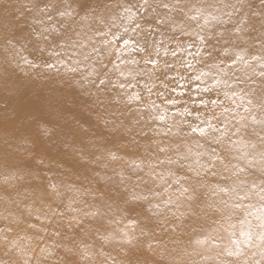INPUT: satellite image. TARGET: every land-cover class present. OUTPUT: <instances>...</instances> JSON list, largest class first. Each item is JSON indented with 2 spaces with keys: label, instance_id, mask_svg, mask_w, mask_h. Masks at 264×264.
I'll use <instances>...</instances> for the list:
<instances>
[{
  "label": "bare ground",
  "instance_id": "obj_1",
  "mask_svg": "<svg viewBox=\"0 0 264 264\" xmlns=\"http://www.w3.org/2000/svg\"><path fill=\"white\" fill-rule=\"evenodd\" d=\"M109 1L90 0L92 8L95 9L94 15H101L105 18V25H100L91 17L81 19L84 16L79 8L82 0H0V223L2 224V229H0V264H23L25 258L30 259L32 264H36L37 260L43 264L44 253L41 252V248L56 252V256L48 260V264H102L106 257L109 258V264H112L113 260L115 264H124L125 259H130L132 264L206 263V260L202 259L203 255L202 257L198 253L188 254L185 249H176L177 245L175 244L180 238L178 232H183L178 226L180 225L184 229L188 227L189 223L184 222L185 215L176 205L164 206L158 203H153L151 207L148 204L143 211L137 212L142 213L138 218L140 235L136 233L133 244L141 246L140 249H134L130 258H127L126 254L123 259L112 257L111 249L114 247L119 250V253H124L122 240L127 236V231L122 229L126 225L120 221L118 209L122 208V200L119 197L121 195L123 198L131 199L133 194H140L141 187H135L136 177L143 178L145 176L143 172H139L131 175V178L127 177L124 183L119 180V187L114 193L111 190L113 188L110 185H105V182L99 181L98 177L96 180H92L90 173H93L96 165L105 163L106 170L117 168L125 178L130 173L132 164L127 166L129 162L133 163L135 157V161L155 160L160 157V154L155 151L152 141L160 140L162 137L154 134L153 127L156 122L149 119L150 111L146 106L151 101L163 106L164 100L155 94L159 90H154V87L153 94L148 95L147 87H152V80H147L143 76H136L135 79L131 77L125 83H118L117 70L114 66L111 67V71L106 72V83L101 85L99 74L104 73L105 70L102 69L100 63L89 60L86 61V66L90 65L92 68L88 77L92 86L89 90L85 89V92L88 93L93 104L100 103L104 108L105 118L102 119V128L97 126L98 121L96 124L83 123L81 120H72L68 123L62 118L63 112L59 109L60 104L67 100L57 88L58 83L63 82L65 78L58 77V73L53 72L54 69L49 70L44 65L58 59L49 54L50 50L61 53L59 58L65 59L66 62L57 66H61L63 69L76 68L77 71H80L84 61L77 65L73 60L67 59L60 48L61 37L51 29L44 33L50 37L46 43L40 41L42 36L36 35L43 28H50V25H56L59 28L61 24L64 25L61 31L64 32L63 39L65 40L69 37L77 38L68 31L69 25L73 28L79 26V31H86L88 28L105 31L109 23V15L119 12L116 5L140 2V0H115L114 4H110ZM44 2L55 3L58 10L70 9L76 16L60 18L52 13L53 20L48 21L43 14L36 10L37 6ZM199 2L201 3L202 0H181V4L185 5V11H188L189 15L196 14L193 6ZM230 3H235V0H223L222 3H217V0L205 2V4L214 5L216 9ZM104 5L109 7H104ZM21 8L25 10L27 8L22 17L10 15L12 10ZM259 13L261 15L250 16L251 21L258 23L257 26L254 23H249L252 28L256 29L252 30V34H249L244 41H237L233 46L237 51L240 48L246 50L242 55L244 59L249 60L251 65L250 67L240 61L236 65L237 72L248 70L247 75H252V77H257L253 73V69L255 72H259L261 69L256 62L250 60L253 54L251 50L248 52L245 47L247 42H255L258 45L255 53L261 54L264 28L258 27L261 25L264 11ZM212 14L220 15L221 20L228 19L219 11H212ZM144 15L148 19L138 21L142 27L136 37L142 41L149 39L147 25L152 22V9L149 8ZM238 18L236 15L231 18V23L228 26H222L218 21L211 19L205 23L204 16L200 15L196 22L191 23L190 30L200 33L203 29L201 35L213 36V39L209 40V44L214 45L215 50L211 48L206 50H211L213 58H216L219 55L220 45L216 44L214 33L224 30L226 36L230 35L232 28L239 23ZM132 19L135 20L136 17ZM36 21H40V23ZM119 23L121 29L127 26L130 30L133 26L127 18L119 20ZM131 34L136 35L135 33ZM165 34L170 35L168 32ZM180 39L195 41V37H181ZM9 40H12L13 43L9 44ZM168 47L171 50L174 45L169 44ZM41 48L44 51H41ZM192 51L194 52L195 49ZM131 55H135L137 59L140 58L139 54ZM229 55L235 58L233 53L230 52ZM25 57L35 63L37 67L25 64L23 62ZM183 57L184 53H179L176 59H183ZM112 58L111 60H115V55ZM124 58H130V55L125 53ZM162 58L169 61L173 59L170 55L163 57V53ZM205 63H211V60H205ZM129 66L130 69L138 67L136 65ZM183 74L184 71L181 70V75ZM157 75L160 74L157 73ZM259 80L261 81L260 77ZM119 84H124L125 87L120 88ZM261 84L262 81L256 86V90L260 89ZM137 93L140 95L139 101L129 99ZM202 95H205V98H215L216 94L212 92ZM258 95L259 93H257ZM35 97L38 106L41 107L45 125L47 124L45 129L41 130L33 129L31 125L23 124L24 121H22L23 116L32 117L27 103ZM178 99L187 100L188 97H178ZM135 104L138 107L133 111ZM178 107H183V105H178ZM138 109H142V111ZM197 110L203 111V109L192 107L193 112ZM159 111L157 110V113ZM169 111H171L170 106ZM14 119L17 121L14 122ZM174 119L179 120L180 117L177 116ZM189 119L191 118L189 117ZM90 120L92 119L90 118ZM13 129L18 133H11L14 132ZM73 130H82L84 136L90 137V144L75 148L72 140L74 139L72 137ZM25 146L27 148L31 146L28 152H25ZM23 155L26 160L30 157L31 167L24 166ZM112 156H115L116 159H113ZM77 158H81L84 165L88 166L79 174V171H72L73 162ZM168 166L167 164L160 165L158 171L165 172V168ZM175 171L178 174L186 175V170L181 171L176 167ZM203 183L205 186L199 188L198 209L200 211L197 218H201V222L208 223L205 227L210 230L215 239L218 237L219 229L227 230L229 228L222 218L225 213L218 212L211 217L217 202L208 185L222 182L218 177L206 175L203 177ZM185 186L191 188L194 187V184L190 181ZM150 187L153 185L150 184ZM85 190H89L91 194H98L102 201L101 204L92 203L93 208L90 206L88 211L84 208V212H80L77 202ZM176 194L171 193L174 196ZM181 207L183 208L182 205ZM97 211L113 214L117 226L120 227L119 235L112 231L103 234L100 238L97 236L94 243L86 239L90 227L88 216ZM37 216L41 218L37 219ZM193 217L195 218V215ZM236 219L237 217H234L231 222L236 223ZM29 225H35V227ZM160 227L161 229L171 227L173 234L164 233L163 236L160 233ZM57 232L59 235H55ZM68 234L75 241L70 246L61 243L64 235ZM24 247L28 249V257H23L18 250ZM90 247L93 249L90 250ZM243 249L249 255L256 251L255 248L244 247ZM86 250L87 256L84 255ZM101 252L103 255H100ZM221 259L234 258L224 256ZM253 259H260V257L257 255Z\"/></svg>",
  "mask_w": 264,
  "mask_h": 264
},
{
  "label": "snow or ice",
  "instance_id": "obj_2",
  "mask_svg": "<svg viewBox=\"0 0 264 264\" xmlns=\"http://www.w3.org/2000/svg\"><path fill=\"white\" fill-rule=\"evenodd\" d=\"M222 2L223 0H217V3ZM236 2L240 7L236 4H224L222 8L216 9L214 5H208V8L213 11H219L228 17L227 20H221L220 15H213L212 11L202 8H197L196 14L189 15L188 11H185V5L181 4V0H155V6H153V0H140L138 4L116 5L119 12L109 15V23L105 31L88 28L86 31L74 32L76 39L69 37L65 40L64 32L61 31L64 25L61 24L59 28L56 25L43 28L36 35L48 40L49 37L44 33L51 29L61 37L60 48L63 50V55L77 65L83 61L93 60L100 63L102 68H106L107 65L103 61L115 55L112 64L120 76H132L133 79L136 76H143L147 80H155L159 83L161 90L155 94L163 98V106L151 101L146 108L150 111L149 119L156 122L153 127L154 134L162 137L160 140L152 141L160 157L135 163L133 169L134 172H143L147 177L142 181V178L137 176L135 187H139L141 182L145 185L152 184L153 187L143 189L140 194H133L130 197L131 200L149 201L150 196H160L161 193L156 191L155 187L163 185L165 193L178 194L176 200H173L170 195L169 199L164 201L166 205L181 199L191 201L195 198L196 189L205 186L204 176L211 175L218 177L220 181H227L226 184L214 183L208 187L212 190V195L222 194L226 197L219 199V206L214 207L217 211L225 213L222 218L229 229L235 230L237 224L239 225V236L237 237L236 231H232L230 244L224 250L216 251L212 257L202 259L214 260L215 264H264V42H261V54L250 57V60L256 62L261 69L259 72L253 69V73L262 81L257 96L255 88L246 90L241 87V85L255 83L252 75H246L243 79L236 75L238 62L242 61L251 67L249 60L244 59L242 55L246 50L240 48L237 51L233 47L237 41L245 40L243 33L248 31V28L243 27L248 20L246 13L240 17L239 23L232 28L230 35L226 36L224 30L214 33L215 42L220 45L219 55L216 58H213L211 50H206L209 48L215 50V46L209 44L213 36L206 37L190 30L191 23L196 22L200 15L204 16L205 23L209 19L221 24L231 23V18L243 10L244 0H236ZM260 4L264 7V0H260ZM104 7L109 6L104 5ZM79 8L84 13L82 20L91 17L98 24L105 25L103 16L94 15L95 9L92 8L90 0H82ZM149 8L153 13L152 22L147 25L149 39L142 41L136 38L142 27L138 21L148 19L144 14ZM225 9L230 10L225 12ZM36 10L48 21L53 20L52 13L60 18L74 15L70 9L58 10L53 2L41 3ZM253 15L261 14L253 13ZM133 17L136 19L133 20ZM125 18L133 25L130 30L127 26L121 29L119 20ZM36 22L40 23V21ZM261 27L264 28V16L261 18ZM68 31H71L70 25ZM166 32L170 35H166ZM181 37H195V41L181 40ZM8 43L12 44L13 41L9 40ZM169 44L174 45L171 50L168 47ZM192 49L195 51L193 52ZM41 51L44 49L41 48ZM230 52L235 58L229 55ZM125 53H128L130 58L125 59ZM162 53L163 57L170 55L173 59L171 61L163 59ZM179 53H184L183 59H176ZM49 54L58 58L55 62L44 65L49 70L66 62L65 59L59 58L61 56L59 52L50 50ZM131 54H139L140 58L137 59ZM205 60H211V63H205ZM23 62L37 67L26 57ZM201 64H204L208 71L198 68ZM121 65L138 67L122 71ZM70 70L75 72L76 68ZM181 70L184 71L183 75ZM106 77L107 73L100 78L101 85L106 83ZM205 78L210 79L211 82L207 83ZM118 86L125 87L124 84ZM153 87L155 84L147 87L149 96L153 94ZM212 92H215V98H205V95H202ZM184 96L188 99H178ZM129 99L139 101L140 95L134 94ZM192 107L203 109V111L193 112ZM138 110L142 111V109ZM157 110H160L159 113ZM177 116L180 117L179 120L174 119ZM112 158L116 159L115 156ZM164 164L176 165L178 170H186L190 175L178 174L172 168H168L165 172L158 171L159 166ZM250 168L259 173L257 179L249 181L242 178ZM120 175L121 183H124L123 173ZM190 181H195L194 187L185 186ZM253 200L255 203L252 202ZM151 206L153 205L149 202V207ZM238 214L242 215V218H239ZM234 217H237L236 223L231 222ZM40 218L37 216V219ZM129 223H135V221L129 220ZM29 226L35 227V225ZM240 237L243 241L239 239ZM198 243L202 244L204 241L201 240ZM241 243L248 249L255 248L256 251L249 255L241 248ZM211 247H219L214 239ZM18 250L23 257L29 256L27 247ZM41 252L44 253L43 264H48V260L56 256L55 250L41 248ZM84 255L87 256L88 253L85 252ZM100 255L103 253L101 252ZM257 255L260 259H253ZM224 256L234 259H221ZM23 264H32V262L25 258ZM36 264H41L40 260H37ZM102 264H109V258L106 257ZM112 264H115L114 260Z\"/></svg>",
  "mask_w": 264,
  "mask_h": 264
},
{
  "label": "rangeland",
  "instance_id": "obj_3",
  "mask_svg": "<svg viewBox=\"0 0 264 264\" xmlns=\"http://www.w3.org/2000/svg\"><path fill=\"white\" fill-rule=\"evenodd\" d=\"M207 0H202V2L195 4L193 7H195L194 9L196 10L197 8H202L205 9L206 11H213L212 9L208 8V4H205ZM232 1V0H231ZM115 0H110L109 3L110 4H114ZM107 3V2H106ZM71 4V1H70ZM108 4V3H107ZM231 4V3H230ZM237 7H240L239 4H237L236 0L235 3ZM153 6H155V0H153ZM230 9H226L225 12L229 11ZM244 10V11H243ZM243 10L240 13H237L236 15L239 17L237 19V21L240 20V17H242L245 13L247 14L248 20H247V24H245L243 27L248 28V31L245 32L246 37L249 34H252V30H255L256 28H252L251 24L249 23H254L257 26V22L256 21H251V17L250 16H254L253 13H259L260 11H264V7H261L260 4V0H244V4H243ZM27 11L24 8L18 9V10H12L10 15L14 16H20L22 17ZM235 15V16H236ZM76 16V15H73ZM234 17V16H233ZM220 25L222 26H228V24H221L220 22H218ZM261 25L258 27L260 28ZM79 31V26H77V28H73L71 27V32L72 34L74 32H78ZM203 31V29H202ZM201 31V32H202ZM200 32V34H201ZM243 33V35L245 34ZM53 37V36H52ZM50 40V37L48 40H44L43 38L40 39L41 42L46 43ZM257 44H255V42L253 43H246V49L248 50V52L251 50L253 55H256L258 53L256 52L257 49ZM113 59L112 56L106 58L103 63L107 65L106 68H102L104 69V73H100L99 75L101 77H104L105 73L108 71H111V67L113 66L112 61ZM87 62L84 61L81 64V69L80 71H71V68L68 69H63L61 66H57L53 72L58 73V77L61 78H65V80L63 82L58 83V89L59 92L64 95V97L66 98L67 102H62L59 106V109L63 112V116L62 118H64L68 123L72 122V120H81L83 121V123H95L96 121H98L97 126L102 128V119L105 118V114H104V108L101 106L100 103H95L93 104V101L89 98L88 93L85 92V89L89 90L90 86H92V84L89 82L88 77L89 74L91 72V67L90 65L86 66ZM243 63H242V67H243ZM86 66V67H85ZM136 67H133L132 69H135ZM198 68H204L205 71H208L207 68L204 67V64L198 65ZM122 71H128L130 69L129 65H122V68H120ZM239 69V68H238ZM247 71H243L240 70V72H236V75L240 76L242 79L247 75ZM117 82L118 83H125L126 81H128L132 76H120L119 72L117 71ZM253 80L255 81V83H249L247 85H241V87L246 88V90L248 89H256V86L261 83V81L259 80V76L257 77H252ZM207 83H210V79L205 78ZM25 83V82H23ZM155 84L154 90H160V85L157 81L152 80L151 81V86H153ZM153 90V91H154ZM257 93H259V90H257ZM138 106L135 104V109L133 111L136 110ZM27 108H29L30 113L32 114V117H24L22 118L23 124L27 123V125H31L34 128H38L39 130L41 129H45L44 127L47 126V124L45 125V122L42 118L41 115V107L38 106L37 103V98H31L30 101H28L27 103ZM40 111H39V109ZM66 111V112H64ZM96 115V116H95ZM90 118L92 120H90ZM17 121V119H14V122ZM22 124V125H23ZM95 126V125H94ZM49 129V128H46ZM14 130V129H13ZM11 133H18L14 130V132ZM84 133L82 132V130H73L72 132V137L74 139V147H81L84 146L86 144H90V137L84 136ZM31 146H25L24 150L25 152H28L30 150ZM134 153V152H133ZM132 153V154H133ZM131 154V155H132ZM134 155V154H133ZM135 156V155H134ZM23 164L25 167H31V159L30 157L26 160L24 155H23ZM136 159V157H135ZM133 161L129 162L128 160L126 161L127 163L129 162V165L127 167H129L131 164L132 168L130 169V173H128L127 176H125V179L127 177L131 178V175H134L136 173H139L138 171L134 172L133 169L135 167V163H139L142 161ZM133 160V159H132ZM235 163V161H233ZM219 166V165H218ZM217 166V167H218ZM241 166H243V162H241ZM85 167H88L87 164L84 165L83 160L81 158H77L74 162H73V170L74 172H78V174L81 172V170L85 169ZM112 167V166H111ZM113 168V167H112ZM168 168H172L173 170L176 169V165H169L167 168H165V170H167ZM114 170L110 169V170H106L105 167V163H99L98 165L95 166V169L93 170V173H90V178L92 180H96L97 177L99 179V181L105 182V185H110L113 189L112 192H116L117 187H119V180L121 182V177L120 174L121 172L117 169V168H113ZM99 175V176H98ZM186 175H190V173H188L186 171ZM79 176V175H78ZM259 177V173L255 171V169H249L247 174H245L244 176H242V178H246L249 181L253 180V179H257ZM144 179H147L146 177L142 178V181ZM171 182V179L169 178V183ZM193 182V184H195V181H191ZM222 183L220 184H226L227 181H220ZM213 184V183H211ZM141 189H145L150 187V184L145 185L143 182H141L140 184ZM175 187V186H173ZM155 190L160 192L161 195L160 196H150L149 197V201H140V202H136L133 201L131 199H126L123 198L121 195L119 197V199L122 200L121 202V206L122 208L118 209L119 213H120V221L121 223H123V225L125 224L126 226H124L122 229L127 231V236H125L122 240L123 243V249H124V253H119V250L114 247L111 249V252L113 253L112 257L114 258H121L123 259L125 257V254L127 256V258H130L133 254L134 249L138 248L140 249L141 246H137L134 245V239L136 238V233L138 235H140V230L138 229V218L141 217L142 213H137L138 211H143L146 206L149 204V202L153 203H158L164 206H169V205H176L179 204V209L182 210V212L185 215V219L184 222L185 223H189L188 227L182 229V227L179 225L178 227L183 230V232H178L179 235V240L177 242V247L178 248H182L185 249L187 251L188 254H193V253H198L200 256H204V257H212L214 255V253L216 251H222L224 250V248L226 246H228L230 244V233L232 231H236V235L237 237L239 236V225H237V228L234 229H219L218 231V237L217 238H213L211 235V232L209 229H207L208 223L206 222H201V218H197L198 214H199V209H198V201L200 200V196H199V188L196 189V195L195 198L191 201H188L186 199H181L179 201H177L176 203H172V204H168L166 205L164 203L165 200L169 199V196L172 194H175L174 192H168L165 193L164 192V186L163 185H159L155 187ZM118 192V190H117ZM178 194L171 195L173 200H176V196ZM174 196V197H173ZM214 196V195H213ZM215 197V201L217 202V206L218 205V201L219 199H223L226 197H223V195H218V196H214ZM101 199L98 197V194H91V192H89V190H85L82 193L81 199L77 202V208L79 209L80 212H84V208L85 210L88 211V208H93L92 207V203L93 204H101ZM81 202V203H80ZM253 203H255V200L252 201ZM181 203V204H180ZM83 206H82V205ZM181 205L183 206V208L181 207ZM184 210V211H183ZM219 211L216 210V207L213 208L212 210V215L211 217L215 216L216 214H218ZM89 214V213H88ZM195 215V218L193 217ZM89 217V223H90V227H89V235L86 236V239L90 242L92 241L93 243L95 242V239L97 238V236L100 238V236H102L103 234H107L109 232L114 231L115 234H118V231L120 230V227L117 226L116 224V218L113 216V214L109 213V212H105V211H97L94 212V214L88 216ZM239 218H242V215L238 214ZM129 220H133L135 221V223H129ZM113 224H110V223ZM0 229H2V224L0 223ZM161 229V227L159 228ZM179 231V230H177ZM176 232V231H175ZM160 233H162V235L164 236V233L166 234H173V230L171 227H167V228H163L160 230ZM200 233V234H199ZM203 234V235H202ZM213 239L215 240V244L219 245L218 248H212L211 244ZM241 241H243V238L240 237L239 238ZM203 240L204 243H198V241ZM61 243H64L68 246L72 245L75 243L74 239L68 234V235H64L63 237V241ZM174 245V244H173ZM174 245V246H175ZM245 245L243 243H241V248H244ZM93 248L90 247V250H92ZM156 250V246L154 247L153 251L155 253ZM87 252V250H86ZM88 253V252H87ZM139 253V252H138ZM129 254V255H127ZM202 256V257H203ZM206 260V259H205ZM124 264H132L130 259H125L124 260ZM204 264H215L214 260L211 259H207L206 263L204 262Z\"/></svg>",
  "mask_w": 264,
  "mask_h": 264
}]
</instances>
